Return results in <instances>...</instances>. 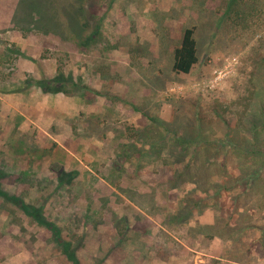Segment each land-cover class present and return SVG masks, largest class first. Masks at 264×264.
<instances>
[{"label": "rangeland", "instance_id": "1", "mask_svg": "<svg viewBox=\"0 0 264 264\" xmlns=\"http://www.w3.org/2000/svg\"><path fill=\"white\" fill-rule=\"evenodd\" d=\"M84 6L0 0L2 188L59 231L0 195V264H76L63 242L80 264H264V0ZM193 25L199 61L177 73L174 49ZM57 74L97 99L88 126L73 117L51 130L87 136L70 184L58 178L65 150L20 128L38 95L14 96L59 86Z\"/></svg>", "mask_w": 264, "mask_h": 264}, {"label": "crops", "instance_id": "2", "mask_svg": "<svg viewBox=\"0 0 264 264\" xmlns=\"http://www.w3.org/2000/svg\"><path fill=\"white\" fill-rule=\"evenodd\" d=\"M18 95H14L16 98L19 97L20 100L25 101V99H27L26 97L28 96H33V95H38L37 97V104L41 103L42 104V108L40 109V112H35L34 114L31 112H28V110H24V115H25V119L23 118L21 123H20V128H22L23 130H29L32 126V124H34L39 131V135H41L40 138L42 139H46V140H54V142H57V144L59 145V147L62 150H65V152L67 153L66 158L70 159V165L69 162L66 163V161H64V159H61L62 161H64V166L63 167L65 170L69 171V170H77L75 169L76 167L72 166L71 164L75 161L74 157L77 158V155L79 153H83L85 150H87L88 148V140H87V136H74L72 133V129L70 128L69 133H67V138L65 139V136H61L60 134H58V136H54L51 133V130L54 126V124L56 123V121L61 122L62 120L66 121L65 119L68 118H75V121L78 125H89V115H93V111L94 109V104L95 101L97 102V99L93 98L91 100H87L85 95L80 94L78 91L72 95H66L64 93L61 92H57L55 94H51V93H46L45 91H41L40 89H38V91H35L34 89L31 88H24L23 90L20 91V93H17ZM53 99L55 101L58 102V106L54 107L52 110L50 108H48L47 101ZM10 99L7 96V93H3L0 95V102H1V109H2V105H4L6 107V105H8V101ZM28 100V99H27ZM90 101V102H89ZM6 103V105H5ZM10 107H7V109H9ZM17 110V109H16ZM85 112V117L87 119H80V116L82 113ZM21 113V111H20ZM99 114V113H97ZM94 116V115H93ZM80 123H79V122ZM69 142L70 144H73V149H71L70 147L66 146V143ZM75 142L77 143V146H75ZM90 142H93L90 139ZM49 144V143H47Z\"/></svg>", "mask_w": 264, "mask_h": 264}, {"label": "trees", "instance_id": "3", "mask_svg": "<svg viewBox=\"0 0 264 264\" xmlns=\"http://www.w3.org/2000/svg\"><path fill=\"white\" fill-rule=\"evenodd\" d=\"M76 7H81L84 10V5L86 0H74ZM235 2V0H231V3ZM81 9V10H82ZM82 10V11H83ZM76 17V16H75ZM72 19V25H70V29L74 30V32L77 33V35H81V32L84 30V25L81 24V20L79 21L76 17ZM195 30L196 27L189 26L184 29L183 36L181 39V42L179 45H177L174 49V63H173V69L177 73H183L188 74L191 72L192 68L198 63L199 57H198V49H197V40L195 38ZM59 74H57L55 77H53L50 81H52L54 84H59V86H46L44 82L36 81V84L43 88L45 92H62L66 95H72L74 94L73 91L67 89L66 81L59 79ZM79 86V84H77ZM82 88H86V85H81ZM76 93V91H75ZM182 142L183 139H179ZM6 174L4 171L0 168V195L5 197L6 199L12 200L14 203L18 204L19 207H21L26 213H28L30 216H34L36 220H38L42 224L48 225L52 230L56 231L57 236H59V231L57 227L51 223L48 219L44 217L41 210L39 208H36L30 204H25L22 201H19L17 197L10 196L6 191L2 188L1 179ZM78 176V171L76 170H65L64 168H60L58 171V178L61 183L70 184L72 181ZM202 228H212L208 225L200 226ZM63 249L64 252L68 255V258L72 261H74L76 264H80L78 258L76 257L75 252L70 249V243L69 242H63Z\"/></svg>", "mask_w": 264, "mask_h": 264}]
</instances>
